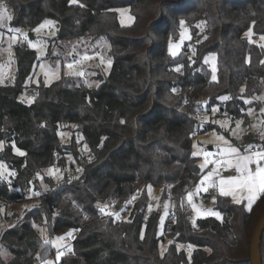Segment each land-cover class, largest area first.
Segmentation results:
<instances>
[{
    "label": "trees",
    "instance_id": "1",
    "mask_svg": "<svg viewBox=\"0 0 264 264\" xmlns=\"http://www.w3.org/2000/svg\"><path fill=\"white\" fill-rule=\"evenodd\" d=\"M1 2L13 28L32 30L51 20L57 42L104 40L112 64L108 75L96 77L95 87L74 76L26 85L37 58L25 42L13 46L14 80L0 85V162L12 173L0 175V253H6L0 264H33L54 255L34 225L50 236L79 230L71 251L56 264H250L264 194L250 209L218 196L222 219H198L195 226L180 203L185 186L201 175L192 139L216 128L200 123L197 114L217 106V117L243 119L246 125L248 107L264 109V98L257 99L264 87V46L245 36L250 30L254 38L264 36V0ZM119 7L129 9L131 25L119 24ZM180 19L188 23L192 41L197 39L192 57L186 45L175 57L167 52ZM208 54L215 55V81L204 62ZM24 91L30 104L18 100ZM261 117L264 122L262 112ZM69 126L75 133L61 143L58 133ZM244 141L264 148V136L247 134ZM13 145L24 155H16ZM53 167L59 180L47 173ZM69 169L81 176L72 180ZM146 185L162 187L161 203L169 198L177 206L161 234L160 207L147 206L145 190L137 193ZM123 203L131 209L128 216L101 222L100 208L117 210ZM263 239L264 234L262 245ZM261 258L264 264L263 246Z\"/></svg>",
    "mask_w": 264,
    "mask_h": 264
},
{
    "label": "rangeland",
    "instance_id": "2",
    "mask_svg": "<svg viewBox=\"0 0 264 264\" xmlns=\"http://www.w3.org/2000/svg\"><path fill=\"white\" fill-rule=\"evenodd\" d=\"M0 5H4L6 7V10L10 14L9 9L5 4L1 2V0ZM3 10L4 9H0V11ZM116 14L118 17L119 24L123 26L131 25L134 21V18L129 13V9L127 7L117 8ZM182 20L183 19L179 20V28L176 35L170 36L167 40V52L171 57L177 56L182 51L185 45L187 46L186 50L189 57L193 56V43L197 42V39H194V42L192 41L189 25L185 20H183L184 25L183 27H181L180 22ZM10 22L11 19H5L0 22V85H11L13 83L16 70L15 61L13 58V46L19 42H25L28 48L35 52L37 58V62L32 69L30 78L26 81V85H38L40 83H43L47 86L53 83L54 81L58 80L62 76H74L78 78L87 87H95L98 84V81L96 80V77L98 75L106 76L109 74L112 61L108 56V44L104 40L100 39L95 42H90L88 40H69L66 42H57L53 40L56 35L55 23H53V25H46L40 30V32H35L33 30L37 28V26L32 30H26L23 28H13ZM11 29H19L20 31L14 32L11 31ZM248 33H251V35H248ZM13 36L17 37V39H10V37ZM25 36H27V39H25ZM245 36L248 38L249 41L264 46V40L261 39L262 36L254 38L251 30L248 31ZM30 42L32 44H35L36 47H31ZM170 45L172 47V51L176 53L175 55L170 54ZM85 55L91 58L85 60L83 59ZM109 60L111 61L110 65L108 64ZM76 61H79V63H76ZM204 62L209 66L212 78V69L213 67H215V55H206L204 57ZM68 63L74 64L73 69L69 70L66 67ZM41 65H43L44 67L42 68ZM76 72H83L84 75H74L73 73ZM263 98L264 87L257 99L262 100ZM205 99L206 97L203 96L202 102H205ZM18 100L25 104H30L29 100H32V98L27 95V93L24 91L18 96ZM213 108L218 109L217 106L211 107L208 111L204 109V113L208 112L209 117H205L204 119H198V121L200 123L211 122L212 124H215L216 128L203 133H197L192 139L191 154H197L194 157L197 158V164L199 167L201 164L204 163L205 153L209 154V160L213 162H221L225 159H228L227 156L221 155V150H226L229 147H236L240 150L241 154H244L245 149H249L250 146L255 147L254 145L248 144L244 141L245 135L250 134L252 137L264 136V122L262 120L261 111L259 108L256 109L254 106H250L247 108L246 113L248 117V122L246 125H244L243 119L230 120L227 116L217 117L218 111L213 112ZM249 109L252 110L251 113H249ZM238 122L240 123L239 128L236 127ZM73 129L74 126H69L67 129L62 128L59 131L58 137L61 143H69L71 135L75 133ZM73 137H75L76 144L79 145L81 140L80 136L76 133ZM220 137H222L223 139H219ZM82 149L87 150L85 145H83ZM1 150L2 149H0V152ZM260 150H264V148L256 147L255 149V151ZM13 152L16 155L20 156L19 153L23 151L17 149L16 147H13ZM215 157H218L222 160L217 161L215 160ZM66 164H72V160L68 156H66ZM252 167L255 166L253 165ZM214 168L220 173V176L225 178L237 175L235 171L233 174L230 171H226L225 168L221 167L219 163H209L204 169H201L200 167V177L194 183H192L191 186L188 187V189H186L182 202L180 203L181 207L183 206L188 212V219L191 224H194L198 219L208 218L198 215L199 212L213 210L221 214V212L216 209V199L220 195L218 189L212 186L211 181L208 182L206 192L203 189H201L199 192L197 191V185L199 184L202 177L208 172L212 171ZM70 172H72L71 169H69V173ZM47 173L55 180H59L61 178L60 172L57 167L49 169ZM0 175L3 177L9 175V170L6 168L5 165L4 168L0 169ZM214 179H219V177H214ZM149 186L151 187L150 192ZM42 187H44L43 184ZM142 190H145L148 197V201L153 203V208L156 209L160 207L161 215L158 224V233L161 234L163 226L167 220V217L169 216V212L174 211L177 208L176 203L174 200H171L169 198H166L161 203L162 187H153L151 185H146L144 187H140L137 193H141ZM188 193H192L191 202H189V200L187 199ZM236 195L240 199V203L244 202L246 208H249L247 192L237 193ZM227 197L232 202H234L231 196ZM213 198H215V200ZM254 201L255 200H253L252 203ZM165 204L168 205L167 208H165ZM194 207L196 209L195 211L193 210ZM2 214L3 208L0 207V215ZM162 216L164 217L163 221H161ZM211 218L216 219L215 217ZM34 228L39 233L42 240L48 241L54 248V255L48 257L46 261L50 262V264L58 263L60 260L56 261L57 249L66 254L72 242L71 237L68 235L69 233H71V231L65 230L58 234L50 236L48 232L41 226L34 225ZM59 237H64V239L59 240ZM166 245L167 240L160 244V252H163L165 250ZM262 246L264 251V239Z\"/></svg>",
    "mask_w": 264,
    "mask_h": 264
},
{
    "label": "snow or ice",
    "instance_id": "3",
    "mask_svg": "<svg viewBox=\"0 0 264 264\" xmlns=\"http://www.w3.org/2000/svg\"><path fill=\"white\" fill-rule=\"evenodd\" d=\"M78 0H70V3H77ZM83 7V5H81ZM0 9H4L3 11H0V22H2L5 19H11L10 14L6 10V7L4 5H0ZM54 22L52 21H45L43 24H40L35 28L33 31L40 32L42 28H44L46 25H53ZM181 27L184 25V21L181 22ZM11 31L19 32V29H11ZM248 35H251V33H248ZM10 39H17V37L13 36L10 37ZM25 39H27V36H25ZM262 40H264V36L261 37ZM31 47H36L35 44H32L30 42ZM170 54L175 55L176 53L172 51V47L170 45L169 47ZM39 58V57H38ZM91 57L85 55L83 59L87 60ZM103 62V61H101ZM207 62V61H205ZM76 63H79V61H76ZM108 64H111V61H108ZM43 68L44 66L41 65ZM66 67L71 70L74 67L73 63H68ZM181 66H178L175 70L179 71ZM215 67H213L212 72V80H216L215 75ZM77 76H83V72H76L73 73ZM47 75V73H46ZM175 91V90H173ZM243 91V90H242ZM222 100L227 101L230 99L228 96L221 97ZM32 100H29V103H31ZM245 104L250 103V101L245 100ZM213 112L218 111V109L213 108ZM251 109H249V113H251ZM261 112L264 113V109H261ZM121 123H124V121H121ZM237 128L240 127V123L238 122L236 125ZM219 139H223L220 137ZM15 147V145H13ZM3 148V142H0V149ZM251 146L249 149L244 150V154H241L240 150L236 147H229L226 150H221L222 156H227L228 159L223 160L222 162H213L208 159L209 154L205 153L204 157V163L200 165L201 169H204L209 163H219L221 167H225L226 171L234 170L237 175L235 176H229L227 178L220 176V173L214 168L212 171L208 172L206 175L202 177L199 184L197 185V191L199 192L201 189H203L205 192L207 191L208 182H212V186L218 189L220 196H231L233 201L235 203H240V199L237 197V193L247 192V200H248V207L250 209L251 203L253 200H255L260 194H264V150L260 151H250ZM20 155H24L23 152L19 153ZM196 153H193V156H196ZM255 167H252V166ZM4 168V165L0 163V169ZM11 175L12 173L9 172ZM214 177H219V179H214ZM151 191V187L149 186V192ZM38 193H33V195H37ZM134 198V197H133ZM187 199L189 202L192 201V193L187 194ZM215 200V198H213ZM168 205L165 204V208H167ZM195 211V207L193 208ZM100 212L103 214H110L105 212V208H100ZM117 217L119 216V213L115 214ZM198 215L202 217H215L217 220H221V214L217 211L208 210V211H202L199 212ZM164 217H161V221H163ZM195 226V223H194ZM71 236V233L68 234ZM143 239V235L141 236ZM59 240H63L64 237H59ZM46 243L48 241H45ZM191 247V246H189ZM68 251H71V248L68 249ZM0 254H6V253H0ZM63 252L57 249L56 254V261H59L61 257L63 256ZM43 264H50L48 261H44Z\"/></svg>",
    "mask_w": 264,
    "mask_h": 264
},
{
    "label": "built area",
    "instance_id": "4",
    "mask_svg": "<svg viewBox=\"0 0 264 264\" xmlns=\"http://www.w3.org/2000/svg\"><path fill=\"white\" fill-rule=\"evenodd\" d=\"M197 117H198V119H204L205 117H208V114H207V113H204V114H202V113H198V114H197ZM257 148H261V147L259 146V147H257ZM255 149H256V147H253V148L250 149V151H255ZM215 160H217V161H221L222 159H220V158H218V157H215ZM221 162H222V161H221ZM225 167H226V165H225L223 168H225ZM230 172L233 174V173H234V170H230ZM80 176H81V171H80V170H74V171H72V173H71V178H72V180L78 179ZM191 184H192V183L186 185V186H185V189H188V187L191 186ZM26 191H27V190H26ZM147 206H149V207H153V203H151V202L148 201V202H147ZM130 211H131V209H130V207L128 206V203H123V204L120 206V208H118L117 210H113L112 207H111L110 205H108V206L105 208V212H106V213H110V214H103V213H101V214H100V220H101L102 223H104V222H105L108 218H110V217H112V218L117 217V216L115 215L116 213H119V216H124V217H126V216L129 215ZM169 215L172 216V213L169 212ZM119 216H118V217H119ZM86 219H87V215H83V220H86ZM78 234H79V230H76V229L71 230V236H70L71 239H74L75 237H77ZM42 263H43V261L40 260L39 258L34 259V262H33V264H42Z\"/></svg>",
    "mask_w": 264,
    "mask_h": 264
},
{
    "label": "water",
    "instance_id": "5",
    "mask_svg": "<svg viewBox=\"0 0 264 264\" xmlns=\"http://www.w3.org/2000/svg\"><path fill=\"white\" fill-rule=\"evenodd\" d=\"M263 234H264V212L259 217L252 232L250 245H249L250 264H262L261 250H262Z\"/></svg>",
    "mask_w": 264,
    "mask_h": 264
},
{
    "label": "crops",
    "instance_id": "6",
    "mask_svg": "<svg viewBox=\"0 0 264 264\" xmlns=\"http://www.w3.org/2000/svg\"><path fill=\"white\" fill-rule=\"evenodd\" d=\"M251 148H253V147H251ZM251 148H250V149H251Z\"/></svg>",
    "mask_w": 264,
    "mask_h": 264
}]
</instances>
